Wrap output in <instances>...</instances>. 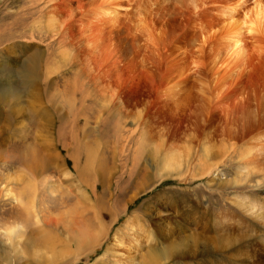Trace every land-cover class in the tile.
I'll return each mask as SVG.
<instances>
[{"label": "rangeland", "instance_id": "1", "mask_svg": "<svg viewBox=\"0 0 264 264\" xmlns=\"http://www.w3.org/2000/svg\"><path fill=\"white\" fill-rule=\"evenodd\" d=\"M93 1L0 0V264H264V46L149 72Z\"/></svg>", "mask_w": 264, "mask_h": 264}, {"label": "bare ground", "instance_id": "2", "mask_svg": "<svg viewBox=\"0 0 264 264\" xmlns=\"http://www.w3.org/2000/svg\"><path fill=\"white\" fill-rule=\"evenodd\" d=\"M100 2L90 3L99 11L96 20L117 33L121 54L143 53L140 63L149 72L173 54L205 58L219 52L223 57L213 58L210 66L225 72L244 65L255 48L264 46V0H111L108 16L101 12L107 0ZM124 3L129 10L122 13ZM244 206L251 212L257 207Z\"/></svg>", "mask_w": 264, "mask_h": 264}]
</instances>
